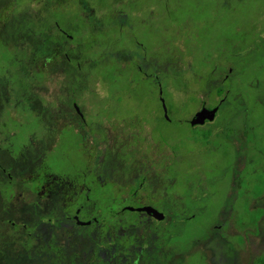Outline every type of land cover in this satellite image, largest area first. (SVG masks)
I'll return each instance as SVG.
<instances>
[{"label":"rangeland","instance_id":"rangeland-1","mask_svg":"<svg viewBox=\"0 0 264 264\" xmlns=\"http://www.w3.org/2000/svg\"><path fill=\"white\" fill-rule=\"evenodd\" d=\"M60 2L0 0V184L7 185L10 168L17 192L16 201L0 195V247L17 249L11 262L27 264L26 250L37 259L48 237L24 228L61 226L59 219L70 214L59 197L30 190L32 175L43 164L40 176L91 184L87 169L98 162L103 178L125 192L145 172L148 204L167 216L155 228V220L126 213V222H142L140 234L151 230L138 243L150 244L152 252L132 249L118 264H262L264 0ZM46 61L40 74L38 65ZM204 105L218 106V117L191 126ZM111 117L119 121L91 120ZM124 121L142 123L133 128ZM84 134H90L85 144ZM155 150L163 164L152 165L159 158ZM119 193L114 185L85 192L100 201L93 216L111 220L108 210L119 204L112 201ZM100 226L93 223L94 244L56 236L54 256L66 264L101 263L92 249L100 255L112 233Z\"/></svg>","mask_w":264,"mask_h":264},{"label":"flooded vegetation","instance_id":"flooded-vegetation-1","mask_svg":"<svg viewBox=\"0 0 264 264\" xmlns=\"http://www.w3.org/2000/svg\"><path fill=\"white\" fill-rule=\"evenodd\" d=\"M58 3H61L60 0H58ZM29 24V23H28ZM57 27V29H59L60 31H62L58 25H55ZM62 35H65L62 32ZM54 55L58 54V51L52 50ZM34 62V60H33ZM32 62V64H33ZM49 62V61H48ZM47 66V61L44 63V69ZM144 72L143 68H142V73ZM44 73V70L43 72ZM146 76V75H145ZM160 87V86H159ZM161 102V109L162 112H164L165 116V109H164V105H163V99L160 100ZM74 104V103H73ZM76 112H80V109L78 107V104H74ZM206 106V105H204ZM203 107V106H202ZM201 107V108H202ZM207 107V106H206ZM217 107V106H214ZM213 108V107H210ZM197 113V112H196ZM195 113V114H196ZM36 117V113L34 114ZM81 115V114H79ZM86 115H83L82 118L83 120L85 119ZM90 115H88L89 117ZM194 117V116H193ZM192 117V118H193ZM218 117V114H217ZM216 117V118H217ZM167 118V117H166ZM119 118H113L111 117L110 120H106V121H98L96 119H91L93 120V122H99L100 124H104L106 122H110V121H115L118 120ZM168 119V118H167ZM216 120V119H215ZM214 120V121H215ZM119 121V120H118ZM143 121L148 122L145 118H143ZM168 121L171 122V120L168 119ZM191 121V120H190ZM189 121V124L191 125ZM207 121L204 125H197L200 127H204L209 123H213ZM127 122V121H124ZM142 121L137 122L136 124H132L131 122H127V124H129L130 127L133 128H137L138 126H141ZM88 124V123H87ZM192 126V125H191ZM197 126H193V127H197ZM125 130V128H124ZM153 130V134H154V129L152 127ZM4 130H2V128L0 127V135L2 134ZM85 135V139H84V144L86 142V139H88V137L90 136V134ZM155 142H156V138H154ZM97 140V139H95ZM140 141V140H139ZM143 143V142H142ZM95 147H98V143L94 144ZM146 150L148 151V147H146L145 145V152ZM157 153H159V158L158 159H154L152 162L153 164H157V163H162L163 162V157L161 155L160 152H158L157 150H155ZM156 153V154H157ZM171 156L174 154L172 151L170 152ZM171 158V157H170ZM98 167L95 170H88L87 169V173L90 174L91 177V181L92 183H89V180H86L85 182L79 180V179H72L69 177H57L54 176L52 174H44L42 176H40L38 174V171L43 167L42 166L37 170L36 174L32 175L31 177V181L29 184L30 190L37 194L40 198H51V197H59L61 199V202L63 204L62 207V211L63 212H68V216L66 215L67 218H63L62 220H60L61 222V226L50 222L51 224H49L48 226L46 225L48 222H43L42 226H35V229L33 230H28L26 228H24V222H23V228L25 230H27L28 232H35L37 230V232L43 233V234H47L48 237H46L43 242H44V247L37 249L36 250V255H40L37 256V259H34V254L31 251L26 250V258L25 262L27 264H66L63 263L62 259L56 258V252L55 250H53V244L52 241L53 239L56 238V236H61L64 239H66V237L68 236L69 239H74L76 241H79L83 238L85 239H89L91 241L96 242L98 239L95 235H93L94 231L92 227L93 223H96L98 225H103L100 226V228H105L109 230V232H111L112 234L110 235L109 238H106V240H108V244L106 246V249L102 248V252L100 255H97L98 253V248H94L92 249L91 254L94 256V259L97 260L100 259L99 261L102 264V260H114V264H118L117 260H119V257L121 256V253H126V252H131L132 249L137 250L138 248H140L141 246H146V248L150 249V252H152V248H150V244L148 243H138V237H142L143 238V234L149 233L151 232V230L147 229L148 227H145V229L143 230L144 233L140 234L139 233V228L143 227L140 226L142 224V222L140 223H135V222H126L124 220L125 218V214L129 213V214H137V215H142L144 219H153L155 220V228H159V225L163 222H165L167 216L166 214L163 212V209H157L159 210L161 213H163L165 215V220L163 221H157L156 219H154L153 217L149 216L146 212H137V211H131L129 210V208H142V207H146V206H151L148 204V202H152V200H150V194L148 193L147 189H145L144 186V181L146 180V175L145 172H143L144 175H142V180L138 181L136 183L135 186H132L130 188V190L127 192L124 191L123 187H118L117 184H115L111 178H103L102 174L99 171L100 168V164L98 163ZM163 164V163H162ZM148 163H145L143 166H147ZM146 167L144 168L145 171ZM10 168L8 169V180H7V185L3 188L1 187L0 184V195L2 198L5 199V202H10L12 200L16 201L17 199V192H16V181L15 178L10 175ZM172 177V175H171ZM87 183V184H86ZM116 186V188H118L120 190V193L118 195L117 198L113 199V202H117L119 204H117V207L114 209H109L108 212L110 215L111 220H103L101 217H94V212L97 210L98 207H101L100 201L97 202V199L92 198L91 195L86 196L85 192H91L93 187H109V186ZM136 204V205H135ZM153 207V206H151ZM155 208V207H154ZM253 208V207H252ZM91 209V210H90ZM72 212V213H71ZM34 213H38L39 216L41 217H45L43 215H41V212H31V214L33 215ZM63 215V214H62ZM86 216L88 215V217L90 216L91 218L89 220H85L82 219V216ZM172 217H174L172 215ZM53 217H49V219ZM85 220V221H84ZM111 221V222H110ZM80 223H89L86 225L80 224ZM127 223V224H126ZM131 223L132 225L128 224ZM72 225L71 227L69 225ZM122 224H126V225H122ZM13 227L11 229H18V226L13 223ZM107 225V226H105ZM105 226V227H104ZM70 227L69 230H65V228ZM76 227H82V228H90L92 232H90L88 235L86 234H81L79 233V231L76 229ZM57 228H62V232L59 233L57 232ZM119 228V232H117ZM117 230V231H116ZM79 233L80 236H76L75 234ZM59 234V235H57ZM84 235V236H81ZM115 235V237L113 236ZM77 237V239H76ZM105 238V237H104ZM145 238V236H144ZM143 238V239H144ZM149 238V236H148ZM222 240H225V234L223 235ZM46 245H48V248L46 247ZM109 245L112 246V248H110L109 250ZM114 246V249H113ZM9 247V248H8ZM6 247V246H1L0 247V264H13L11 262V259L14 255H17V249L14 251L13 247L11 246V244ZM234 247V246H233ZM224 248V247H223ZM236 250V249H235ZM106 251L109 254H106ZM106 255H110V257H106ZM117 256V259L115 260V257ZM80 258L78 257L77 260H79ZM74 260V259H73ZM2 262V263H1ZM97 264V263H96Z\"/></svg>","mask_w":264,"mask_h":264},{"label":"water","instance_id":"water-1","mask_svg":"<svg viewBox=\"0 0 264 264\" xmlns=\"http://www.w3.org/2000/svg\"><path fill=\"white\" fill-rule=\"evenodd\" d=\"M219 92L221 93L222 90H220ZM163 105H164L166 117L169 119L168 110H167V107H166L164 100H163ZM218 113H219V107L218 106L213 107V108L203 106L194 115V117L191 119L190 123L192 126L204 125L207 121H209V122L214 121L216 119ZM129 210L137 211V212H146L149 216L153 217L157 221L165 220V215L163 213H161L159 210H157L156 208L151 207V206H146V207L137 208V209L129 208ZM80 224L86 225L89 223H80Z\"/></svg>","mask_w":264,"mask_h":264},{"label":"trees","instance_id":"trees-1","mask_svg":"<svg viewBox=\"0 0 264 264\" xmlns=\"http://www.w3.org/2000/svg\"><path fill=\"white\" fill-rule=\"evenodd\" d=\"M39 29V28H38ZM40 35L41 34V30L39 29V31L37 32V35ZM47 43V42H46ZM35 54H36V56H35V59L34 60H36V62L35 63H37V58L38 57H40L41 55H40V53H38V51L35 49ZM39 59V58H38ZM13 62H15L16 64H18V66H22L23 67V64H21V61L20 60H17V59H14L13 60ZM37 65V64H36ZM26 67H27V65H26ZM43 68H44V64L42 65V66H40V65H38V70H39V72H40V74L43 72ZM221 90V89H220ZM219 90V91H220ZM218 91V92H219ZM223 92V91H222ZM221 92V93H222ZM219 94H220V92H219ZM206 138V137H205ZM195 141H199L198 140V138H196L195 137V139H194ZM127 224V223H126ZM126 224H122V225H126ZM128 224H130V225H132L131 223H128ZM137 224V223H136ZM262 264H264V261H262Z\"/></svg>","mask_w":264,"mask_h":264}]
</instances>
